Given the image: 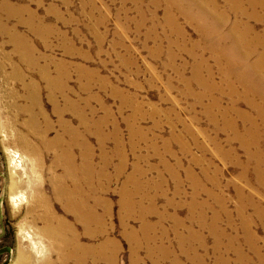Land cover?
I'll return each instance as SVG.
<instances>
[{"label": "rangeland", "instance_id": "374dc122", "mask_svg": "<svg viewBox=\"0 0 264 264\" xmlns=\"http://www.w3.org/2000/svg\"><path fill=\"white\" fill-rule=\"evenodd\" d=\"M246 1L258 17L226 0H0V264H62L65 252L64 264H264V151L260 173L240 177L219 149L242 161L244 149L205 107L236 100L240 132L242 112L264 109L213 88L199 100L201 78L225 86L213 39L229 42L236 19L264 30V5ZM232 62L240 93L253 73Z\"/></svg>", "mask_w": 264, "mask_h": 264}, {"label": "bare ground", "instance_id": "6f19581e", "mask_svg": "<svg viewBox=\"0 0 264 264\" xmlns=\"http://www.w3.org/2000/svg\"><path fill=\"white\" fill-rule=\"evenodd\" d=\"M186 1L187 2H190V1L193 2L194 1L193 3H197L199 0H186ZM226 1L229 3L230 8H233L235 11H241V12L244 11V12H247V9L250 8L251 9V13H252L251 16H253V15L254 16H257L256 15V10H255V7H254V3H249L248 4L249 7H248L245 4L248 3L249 1H246V0H226ZM255 2L257 4H259V5H261V6L264 5V3H260L257 0ZM256 3H255V5H256ZM187 11H189V9H187ZM207 13L203 12L204 15H207ZM187 18H188V16H187ZM195 18H197V17H195ZM188 19L189 20H192V18H188ZM244 23L242 21H239L238 22V20L236 19V22H235V24H233L232 27H230V28L227 27L229 29V30H227L228 31V34L231 35L230 36L231 39L229 41L230 43L229 42H224V44L221 47H219V45H216V44H218V43L221 42V40L223 39L222 38L223 35L222 36L221 35H218L215 39H213V43H212L213 45H210V46H213V47H217L218 48L217 50H214V49L213 50L216 51V52H218V55L219 56L224 51L223 52V53H225L224 60H227L226 61V64H224L225 66L222 67V68H224L222 70V72H223L222 81H223V84H225V86L222 87V86H219V85H214V84L212 85V84H210L211 82L210 83H208V81L205 82V79H202L201 78L200 81H201V85L204 87V90L201 93V95L199 97V100L201 101L204 97H206V94H208L209 90L211 88H213V90H215L216 92L220 93L219 95H221V94H223V93L226 92L229 96H231V99H233L234 97H237L239 99H243L245 102H248L251 105V107H253L255 109L256 113H258L260 116H262L264 114V112H263L264 111L263 110L264 109V97L261 96V95H259V93H261L263 91L262 90H258V89L251 88L253 86H252L251 82H249V81H251V78H252L251 75L253 76V74L256 76L255 78H258L259 77V76H257V74H261V76L262 75L264 76V30H263L262 34H258V35L256 34V35H254L253 34V28H249ZM220 26H221V22L218 23V21H216L215 30L213 31V33H217L218 30H220L219 29ZM237 26H239L240 28H243V29H239ZM203 35H204L205 38L207 37V36H205V34H203ZM203 40H205V39L203 38ZM204 45H206V44L204 43ZM224 45H227V46L224 47ZM231 46L233 48H235L236 51L238 50L239 53H240V57H238L237 59H236V56H235V58L231 59V57L229 55L230 51H233L231 49ZM251 47H255V48H257V50L255 51V48H252L250 50ZM219 48H221V49H219ZM252 54H256V57H255L254 60H252V61L249 62L250 58L252 57ZM221 57L219 59L222 61L223 60L222 59L223 57L222 58ZM214 60H216V58ZM232 61H238L239 62V65H240L239 66L240 68H242L246 72L248 70H250V73H253L251 75L249 74V71L246 73V79H245L244 87H243V90L240 93H238L234 89L233 86L235 84L232 86V83L230 81L231 80L230 79L231 78V72H232V68H233V66L231 64L234 63ZM247 61H248V63H247ZM240 62H242V63H240ZM243 63H246V64H243ZM197 75H198V73H197ZM208 75H209V71H208ZM236 76H238V75H236ZM204 77H205V75H204ZM242 96H244V97L246 96L248 99L245 100L244 98H242ZM251 96L258 97V99H259L260 102H254V101H252L251 100ZM220 97L221 96H218V95L217 96H214V95L212 96L209 105L205 107V115L209 117L210 122H211V124H212V126L214 128H216V129H222V130H225V131L226 130H229L230 131L231 136L229 137V139L230 140H237V142H239V144L241 145V147L244 149V152H245L246 157H245V160H243V161L240 160L239 157H237V153L232 148H229L227 151H223V150L219 149V152H221V154H223V155H230V156H232V161L235 162L236 164H239L240 165V167H241L240 177H245L247 179V177L249 176L250 173H252L253 175H258L260 173V170H261V168H260V162H261V154L264 151V142H259L257 140H258V137H259V131H260V129L262 128V130H264V117L262 116L261 118L256 119L254 116H250V115L242 112L239 116L242 118V122H243L242 124H246V126L244 127L243 131L241 130L242 132H240L238 130V128H237L236 122L232 119L233 117L231 116L232 113L235 112V107L233 105L234 104L233 102H235L236 100L233 101V102H231V105L230 106H227L226 105V107L225 106L223 107V106H221L222 103L220 104ZM262 112H263V114L261 115L260 113H262ZM210 114H215V116H211ZM217 141L218 140H216V138L214 137V142H215L216 147L218 146ZM69 163H70V161H69ZM79 166L78 167L76 166V168L73 167L74 168L73 169V171H74L73 174L75 172H77V174L80 173L86 167L85 161L83 160V162ZM173 172H174V170H173ZM192 175H194V174H192ZM253 180H254V184H258L259 183L257 179H253ZM262 185L264 186V180H263V184ZM17 198H14V199L16 200ZM221 208H222V211H225V208H223V207H221ZM123 212H125V211H123ZM237 212H238L239 216H241V218H242V221L240 222L241 225H242L241 226L242 227V235H240L241 233L239 235L240 236H243L242 238L247 243H249V246H251V250L253 249L254 251H256V249H259L258 248V239L254 235L253 231H250L251 229L249 228L248 219L243 216V207H238ZM127 213H126V215H127ZM141 213L143 215V211ZM139 214H140V212H139ZM217 214L218 213L213 214V220H214L213 223L217 222V220H218V215ZM228 215H229V213H228ZM258 215L261 216L262 218H264V210H262V211L259 210L258 211ZM123 216H125V215H123ZM83 217L85 218L86 221L90 220V218H94V216L91 213H89L88 211H86V213L83 212ZM251 222H253V221H251ZM210 224H212V223H210ZM146 227L147 226H145L144 228H146ZM148 229H149V227H148ZM235 233H236V231H235ZM221 235H223V232L221 233ZM134 237H135V234H134ZM263 237H262V239H263ZM232 238L233 239L236 238V235H234V236L232 235ZM237 239H238V237H237ZM262 239H260V240H262ZM218 241H219V239H218ZM238 242H241V241H238ZM230 244H231V242H230ZM235 248H236V246H235ZM235 250H238V249H235ZM263 250H264V247H263ZM67 254H66V252L64 253L63 260H62V264L66 263L67 260L69 259V256L70 255L68 256ZM100 256L103 257V246H102V251H101ZM162 257H164V256L161 254V258ZM160 260H162V259H160ZM75 264H83L82 259L81 258H77Z\"/></svg>", "mask_w": 264, "mask_h": 264}]
</instances>
